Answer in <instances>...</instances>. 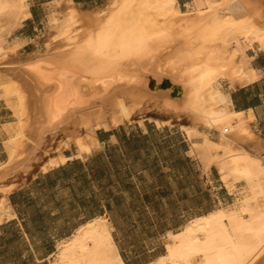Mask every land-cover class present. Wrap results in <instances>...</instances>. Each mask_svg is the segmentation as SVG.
Segmentation results:
<instances>
[{
	"label": "bare ground",
	"instance_id": "obj_1",
	"mask_svg": "<svg viewBox=\"0 0 264 264\" xmlns=\"http://www.w3.org/2000/svg\"><path fill=\"white\" fill-rule=\"evenodd\" d=\"M17 2L0 0V16L14 8L21 12L24 0ZM108 5L89 14L69 0L65 13L50 16L57 30L54 43L59 42L52 54L5 61L7 53L0 49V90L16 119L3 124L9 159L0 167V182L28 171L27 155L40 150L47 156L44 173L65 165L69 159L59 147L54 156L44 149L49 137L69 133L60 147L74 146L75 157L84 158L101 147L96 131H109L145 101H157L167 113L189 118L193 126L184 129L200 140L202 158L216 163L227 186H245L248 194L170 234L166 254L149 264H264V157L246 150L258 141L250 128L251 111L248 116L235 111L223 90L225 82L246 86L260 77L247 67L251 58L242 57L241 50L264 52V0H195L187 12L178 0ZM25 43L17 39L15 50ZM3 74L15 79L7 81ZM164 80L170 90L150 89L151 83L159 89ZM69 82L74 96L67 91ZM12 187L0 191L7 194ZM5 216L15 218L7 210L0 224ZM58 250L55 264H126L105 216L78 227Z\"/></svg>",
	"mask_w": 264,
	"mask_h": 264
},
{
	"label": "crops",
	"instance_id": "obj_2",
	"mask_svg": "<svg viewBox=\"0 0 264 264\" xmlns=\"http://www.w3.org/2000/svg\"><path fill=\"white\" fill-rule=\"evenodd\" d=\"M68 1L29 0L30 17L14 33L15 36L26 41L19 52L35 44L33 32L37 31L43 23L48 24L52 11L55 13L60 12ZM99 1L70 0L75 7L83 10L95 9ZM194 1L184 0L185 7L188 3ZM178 3L182 10L180 0H178ZM19 32L21 33L17 34ZM36 52L42 51L37 49L31 55ZM249 53L252 57L251 68L260 77L246 86H231V83L227 82L229 85L228 96L235 111L246 114L251 111L253 120L250 121V128L257 136L258 141H255V144L253 143L251 146L252 148L248 149L251 151L259 150L261 156L264 157V52L252 50ZM10 113L11 111L8 108L0 107V167L6 164L9 159L5 147V134L1 130V126L10 121L8 120L11 116ZM168 128V124L158 127L154 123L148 125L147 131L139 129V131L130 134L125 131L123 126L110 131L99 130L96 138L101 146H104V148L107 144H112V146L108 145L106 153L94 157L100 158L98 162L92 163L91 161L94 158L84 161L91 154L85 156L84 159L75 157L70 147L64 150L63 155L69 159L65 165L44 173L42 165L45 162L42 161L35 164L29 172L18 171L1 180L0 188L13 187L7 194L0 191V206H3L0 215L8 210L11 215H15V218L8 220L5 216L0 224V264H52V260H55L53 255L57 252L58 244L70 238L81 225L96 217L105 216L111 228L113 225L118 226L116 221L112 220L111 215L116 211V207H120L119 205L125 198V194L130 195L136 189L124 177L130 178V169L133 164L141 161V159L147 160L150 157L154 144H158L157 140L153 143L154 137L158 134L163 137V133L168 131ZM100 131H102V134H99ZM111 132H116V134L110 135ZM180 133L184 136V139L181 140L182 146H187V149L183 152L184 157L182 160L190 164H193L192 160H196L199 164L200 160L190 154L191 143L187 140L184 131L177 129L176 133H166L168 135L164 137L174 138L173 136ZM124 136L126 138L148 136V140L133 142L128 146L122 140ZM111 157L113 163L110 162ZM128 161L131 164L125 165ZM74 162H80V164L72 165ZM120 164L125 165L124 168L127 167V170L120 169ZM66 167H68L67 172L60 171V169ZM146 169L147 166L144 167V170ZM213 169L218 173L216 166H211L209 171L211 172ZM217 181L227 190L220 179L219 173ZM109 183L115 187L117 192L108 189ZM123 188L125 192H122ZM216 200L218 202L222 201L219 198H216ZM112 233L115 239L113 230ZM115 242L118 246L116 239ZM120 254L125 263L129 264L124 255L121 252ZM139 258L135 257L137 260ZM154 260L142 264H149Z\"/></svg>",
	"mask_w": 264,
	"mask_h": 264
},
{
	"label": "rangeland",
	"instance_id": "obj_3",
	"mask_svg": "<svg viewBox=\"0 0 264 264\" xmlns=\"http://www.w3.org/2000/svg\"><path fill=\"white\" fill-rule=\"evenodd\" d=\"M17 1L18 0H9L10 4L15 6L19 4ZM23 3L25 4L21 12L14 8L15 10L9 9L7 10L9 13L6 11L3 14L4 16H0V49L2 48L7 53L4 57L5 61L6 59L7 61H13L18 58L26 60L31 58L33 55H45V53L52 54L54 51L58 50L56 47L59 45V42L56 40L54 43L57 30L55 28L56 25L53 24V22H49L48 24L43 23L37 31H32L35 44L21 50L20 52L19 50L21 48L17 51L15 50V42L20 38L15 36L14 33L25 23L26 19L30 17L29 1L24 0ZM110 3L111 0H100L95 9L81 10L89 14H96L100 13L102 10H106V8H110V5H108ZM180 3L182 4L183 12H187L189 8H187V6L185 7L184 0H180ZM67 4L68 2L61 8L60 12L55 13L52 11L50 16L54 15V13H65L66 11L64 10H66ZM6 16L8 18H6ZM2 17L4 18L2 19ZM12 18L17 22H15ZM21 32L17 34H20ZM238 42L244 46L243 41ZM233 46H235V44ZM231 48L233 47L231 46ZM37 49L42 52H37L31 55ZM50 49L52 52H50ZM14 51H16V54ZM249 51L251 50H241V56L251 58L247 66L251 68L252 57L250 56ZM1 76L7 81L15 79L12 75L11 77L6 76L5 74ZM168 83L169 80H164L159 89H156V83H151L150 89L154 92L157 90L168 91L171 88L170 85H167ZM223 85L224 92L228 94L229 85L227 82ZM170 92L172 97L180 98L178 95L179 93L175 90H171ZM5 95L4 90H2L0 92V107L9 108L7 106V97ZM8 110L11 111L10 108ZM10 114L11 116L8 119L10 120L9 122H13V120L16 121L13 117L12 111ZM126 117L127 116L124 117L125 119H123V122L120 125L114 128L123 126L128 134L139 131V129L147 131L148 125H152L154 123L158 127H162L167 124L169 125L168 131L163 133V137L159 134L154 137L153 143L157 140L158 144H154V149L151 150L152 154L149 155L150 157H148L147 160L141 159V161L133 164V167L130 169V178L127 179V177H124V179L129 183H132L136 189L133 190L130 195L125 194L126 196H124L125 198L120 203V207H116V211L113 215H111L112 220H115L118 225H113L111 231H114L115 239L118 241L117 248L119 247V252L124 255L129 264H142L144 262L154 260L159 255V257L165 255L166 246L171 242V240H169L171 239L170 234H175L180 231L195 217L197 218L206 208L212 206V209H216L219 206H228L236 202V200H239V198L242 199L246 197L248 192L245 186H239L238 189L232 184L227 186L220 177L221 181L227 188V190H225L220 182L217 181L218 173L214 169L211 172L209 171L211 166L217 167L216 163H208L202 158L200 155V149L198 148L200 140L190 138L187 131L184 129L186 127L193 126L185 114L167 113V111L163 109L161 104L157 103V101L152 102L147 100L139 110L137 109L130 117ZM1 127V130L5 134V129L3 128L4 126L2 125ZM177 129H181L185 132L187 140L191 143L190 154L196 156L201 161L200 162L198 160L199 164L196 160H192L193 164L186 163L182 160L184 157L183 152L187 149V146H182L181 144V140L184 139V136H182L181 133L173 136L174 138L164 137L165 135L176 133ZM98 131H96V135ZM217 134L218 133L213 132L212 138L214 140H217ZM68 136L69 133H61L55 140H51L49 137L44 149L51 151L49 152V155L54 156L55 149L59 147L61 152L64 154V150L66 148L60 147V145L63 140L68 138ZM108 145L112 146V144H107L105 148L104 146H101L99 149L102 150L94 151L90 156L86 157L84 161L94 158L99 154L106 153ZM251 146H246V150L250 154H258L261 156L258 150V152L249 150L248 148H252ZM71 149L75 154V147L71 146ZM6 151L9 157L8 147H6ZM43 151L44 150L38 151L36 155H27V158L29 157L30 160L31 168L26 172L31 171L35 164L46 161L47 156H45ZM145 161H147V164ZM126 164L130 165L131 162L128 161L125 165ZM209 164L211 165L209 166ZM125 165L120 164L119 168L125 171L127 170V167L124 168ZM146 166L147 169L144 170V167ZM108 189L117 192L111 183L108 184ZM123 190L124 188L122 189V192H125ZM161 191H165V194L162 197L156 195ZM145 193L151 197V205L144 201L143 197ZM207 195H209V197ZM208 198L211 199V202ZM216 198H219L222 201L218 202ZM58 248L59 244L57 246L56 254L59 252ZM135 257L140 258L137 260ZM54 258L55 260H52V264H55L57 261L56 257Z\"/></svg>",
	"mask_w": 264,
	"mask_h": 264
},
{
	"label": "trees",
	"instance_id": "obj_4",
	"mask_svg": "<svg viewBox=\"0 0 264 264\" xmlns=\"http://www.w3.org/2000/svg\"><path fill=\"white\" fill-rule=\"evenodd\" d=\"M99 134H102V131H100L99 132ZM110 135H113V134H116V132H111V133H109ZM128 146H130L133 142H140V141H146V140H148V136H141V137H139V138H135L134 136L133 137H131V138H126V136H124L123 137V139H122ZM100 158L99 157H97V158H94L91 162L92 163H96V162H98V160H99ZM111 159V163H113L114 161L112 160V157L110 158ZM188 161V160H187ZM77 164H80V162H74L72 165H77ZM67 169H68V167H66V168H62V169H60V171H63V172H67ZM101 175H102V173H101ZM96 176V175H95ZM99 177V176H98ZM165 194V191H161V192H158L156 195H158V196H160V197H162L163 195ZM208 197H209V195H207ZM143 199H144V201L146 202V203H148V204H152V199H151V197L148 195V194H145L144 195V197H143ZM209 199V201L211 202V199L210 198H208ZM108 208H109V205H108ZM214 209H212V206H210V207H208V208H206L201 214H199V216L198 217H200V216H203V215H206V214H208V213H210V212H212ZM196 218V217H195ZM121 255V254H120ZM121 257H122V255H121ZM123 258V257H122ZM124 260V259H123ZM125 262V261H124Z\"/></svg>",
	"mask_w": 264,
	"mask_h": 264
},
{
	"label": "snow or ice",
	"instance_id": "obj_5",
	"mask_svg": "<svg viewBox=\"0 0 264 264\" xmlns=\"http://www.w3.org/2000/svg\"><path fill=\"white\" fill-rule=\"evenodd\" d=\"M62 90H64V89L62 88ZM67 91H68L69 94L74 96V93H72V88H71V83L70 82L67 85Z\"/></svg>",
	"mask_w": 264,
	"mask_h": 264
},
{
	"label": "built area",
	"instance_id": "obj_6",
	"mask_svg": "<svg viewBox=\"0 0 264 264\" xmlns=\"http://www.w3.org/2000/svg\"><path fill=\"white\" fill-rule=\"evenodd\" d=\"M228 131H226V133H227Z\"/></svg>",
	"mask_w": 264,
	"mask_h": 264
}]
</instances>
